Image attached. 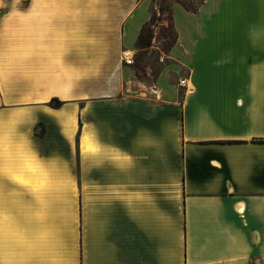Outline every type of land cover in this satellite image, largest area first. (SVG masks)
Instances as JSON below:
<instances>
[{
  "label": "crops",
  "instance_id": "1",
  "mask_svg": "<svg viewBox=\"0 0 264 264\" xmlns=\"http://www.w3.org/2000/svg\"><path fill=\"white\" fill-rule=\"evenodd\" d=\"M153 1L0 0V264H264V0L174 2L147 86Z\"/></svg>",
  "mask_w": 264,
  "mask_h": 264
},
{
  "label": "rangeland",
  "instance_id": "2",
  "mask_svg": "<svg viewBox=\"0 0 264 264\" xmlns=\"http://www.w3.org/2000/svg\"><path fill=\"white\" fill-rule=\"evenodd\" d=\"M187 1L197 7L202 0ZM174 2L175 0L153 1L150 19L144 27L140 41H137V45L140 48L134 60L135 78L147 86L151 85L157 79L165 64L168 62L165 54L168 53L170 45L176 35L171 20L172 5ZM149 33H151V37L149 43L146 44ZM179 76L183 78L184 74L181 73ZM179 76L176 78L178 83L180 80Z\"/></svg>",
  "mask_w": 264,
  "mask_h": 264
},
{
  "label": "trees",
  "instance_id": "3",
  "mask_svg": "<svg viewBox=\"0 0 264 264\" xmlns=\"http://www.w3.org/2000/svg\"><path fill=\"white\" fill-rule=\"evenodd\" d=\"M175 2H178L180 3L185 9H187L188 11H195L197 9V7H195V5H192L190 2H188L187 0H175ZM162 9V7H161ZM146 25H144L145 27ZM144 27L142 28V32L138 38V40L140 41L141 37H142V33L144 31ZM150 37H151V33H149V36H148V40L146 41V44L149 43V40H150ZM175 38H176V35L172 41V44L170 45V47L173 45L174 41H175ZM62 104V101L59 100L58 98H52L50 100V105L53 106V107H59L60 105Z\"/></svg>",
  "mask_w": 264,
  "mask_h": 264
},
{
  "label": "built area",
  "instance_id": "4",
  "mask_svg": "<svg viewBox=\"0 0 264 264\" xmlns=\"http://www.w3.org/2000/svg\"><path fill=\"white\" fill-rule=\"evenodd\" d=\"M121 58L126 64H131L133 62V53L127 49L121 51ZM185 78L179 80V85L185 84Z\"/></svg>",
  "mask_w": 264,
  "mask_h": 264
}]
</instances>
